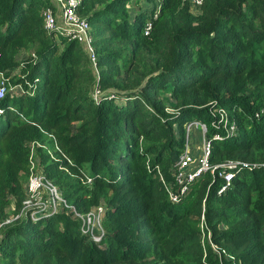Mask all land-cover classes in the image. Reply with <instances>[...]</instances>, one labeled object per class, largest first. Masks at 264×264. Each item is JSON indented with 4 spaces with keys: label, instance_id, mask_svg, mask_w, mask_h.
Masks as SVG:
<instances>
[{
    "label": "trees",
    "instance_id": "trees-1",
    "mask_svg": "<svg viewBox=\"0 0 264 264\" xmlns=\"http://www.w3.org/2000/svg\"><path fill=\"white\" fill-rule=\"evenodd\" d=\"M48 4L0 0V71L21 88L0 98V264H264V0H160L155 15L154 0H81L97 76L77 41L45 30ZM192 120L209 164L252 165L219 194L205 170L172 202L164 184ZM30 149L77 211L101 203L97 238L64 208L14 217Z\"/></svg>",
    "mask_w": 264,
    "mask_h": 264
},
{
    "label": "built area",
    "instance_id": "built-area-1",
    "mask_svg": "<svg viewBox=\"0 0 264 264\" xmlns=\"http://www.w3.org/2000/svg\"><path fill=\"white\" fill-rule=\"evenodd\" d=\"M81 0H49V4L42 9L43 17V27L46 31L54 30L58 34H63L68 36L71 39H74L78 42L80 47L83 49L87 56L89 67L92 73L97 76V66H96V53L94 50V45L92 43V37L90 34V25L86 19L78 12V5ZM188 1L192 6H197L202 3L203 0H185ZM156 9L154 15L157 12V7L160 4V0H154ZM148 24L145 25V31L148 28ZM8 81L7 78L3 75V72L0 71V98L3 96L4 92L9 88L7 87ZM14 87H19V85H14ZM21 89V88H20ZM95 95V93H94ZM2 108L0 107V113ZM195 125L199 131V146L193 151H190V141L189 132L191 125ZM230 126L227 130H231ZM205 125L199 120L189 121L185 125V140L183 147L178 153L177 161L175 167L172 169L171 175L173 176V181L166 182L164 184L167 197L170 201L176 202L179 201L188 191L189 184L200 176L205 170H209L212 176L217 175L221 179L219 186L216 188V193L223 192L229 184L231 177L233 176L234 170L245 166L251 168L252 163L238 160V159H225L219 162L216 165H211L208 162V155L210 152V141L204 134ZM219 133H214L213 138H220ZM33 142L30 143V147L33 146ZM35 143H37L35 141ZM56 149L57 145L54 144ZM31 149L29 152V163L30 168L33 167V161L31 160ZM264 166V162L261 163ZM161 179V175H159ZM83 181L85 178L89 180V177L83 176ZM25 189L29 194L28 198L23 200V203L18 211L14 215L16 217L18 214L23 212L25 209H29V214L35 215L36 213H43L45 211L55 212L60 209L71 210V215L79 219V230L91 235L93 238H97L102 232L103 228L101 227L100 232H94L93 229V219H100L102 213L101 206L97 208L95 213L91 211L80 212L77 211L74 206L68 203L65 198L60 196L56 187L51 181H49L45 175L34 174L32 171L29 172L27 180L25 182ZM42 190L45 193V201H38L33 203L32 199L34 198L39 191ZM57 207H60L56 210ZM100 224V223H99ZM99 226V225H98ZM199 227L201 229L200 239H202L204 232L205 224L203 223V215H200ZM97 234L95 237L94 235ZM206 239L213 251L217 254L220 252L226 254V252L213 243L209 239V231L206 230Z\"/></svg>",
    "mask_w": 264,
    "mask_h": 264
},
{
    "label": "rangeland",
    "instance_id": "rangeland-1",
    "mask_svg": "<svg viewBox=\"0 0 264 264\" xmlns=\"http://www.w3.org/2000/svg\"><path fill=\"white\" fill-rule=\"evenodd\" d=\"M128 5H129V3H128ZM139 5H141V7H146V6H148L149 5V3L148 2H145V1H143V2H140V4ZM132 6V5H131ZM131 10V9H130ZM130 12V11H129ZM130 14V13H129ZM55 38H57L58 37V32H55V36H54ZM27 55V53L26 52H23V53H20V55H18V57H22V56H26ZM7 87H9L7 90H12V93L13 94H15V93H18L19 91H20V88L19 87H12L11 86V84L10 83H8L7 84ZM198 127L197 126H195L194 124L193 125H191V128H190V132H189V141H190V151L191 152H193L198 146H199V131H198V129H197ZM35 143V142H34ZM30 147V146H29ZM52 149H56V147L54 146L53 148H49L48 150H49V153H52ZM58 150V149H57ZM61 155H63L62 153L61 154H58V155H52V159L53 160H58V161H60L61 160V158H65V157H67V156H61ZM65 155V154H64ZM67 162L68 163H71V159L70 158H67ZM58 167L59 168H63V171L66 173V174H69V176H71V177H76V178H78V179H80L81 180V182H83V174L82 173H74V172H72L73 170L72 169H70V167H68V166H65V167H63V165L62 164H59L58 165ZM30 168V163H28V170H29V172L30 171H32L34 174L36 173V174H42V175H45L44 174V172L42 171V169H41V167H40V165L39 164H35V162L33 161V167H32V169H29ZM45 177L49 180V181H51L52 183H53V185L56 187V189H57V191H58V193L60 194V196L62 197L63 196V194L61 193V191L58 189V187H57V184L54 182V181H52V179H50L49 177H47L46 175H45ZM26 180H27V178H26ZM85 181L86 182H89L90 181V178H89V180H87L86 178H85ZM26 182V181H25ZM23 192H24V195H23V197H22V199H21V204L23 203V200L24 199H26V198H28V196H29V194L27 193V191H26V189H25V186H24V184H23ZM45 196V193L42 191V190H40L39 191V193L34 197V198H31L32 199V205H33V203H36V202H38V201H45V198H43ZM64 197V196H63ZM36 201V202H35ZM101 206V203H97V204H94V205H91V206H89V209H87L86 211H91V212H93V213H95L96 211H97V208L98 207H100ZM60 207H57L56 208V210H58ZM36 214H38V213H36ZM30 215V214H29ZM31 216H33V215H31ZM9 218H5L3 221H6V220H8ZM91 221H93V229H94V232L96 233V232H100V230H101V227L100 226H102V224H101V222H100V219H93V220H91ZM2 222H0V224H1ZM100 223V224H99ZM99 225V226H98ZM103 228V227H102ZM97 234H95L94 235V237L96 236ZM90 237H92L91 235H90ZM93 238V237H92Z\"/></svg>",
    "mask_w": 264,
    "mask_h": 264
}]
</instances>
